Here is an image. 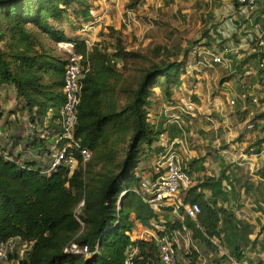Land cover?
I'll list each match as a JSON object with an SVG mask.
<instances>
[{"label": "trees", "instance_id": "obj_1", "mask_svg": "<svg viewBox=\"0 0 264 264\" xmlns=\"http://www.w3.org/2000/svg\"><path fill=\"white\" fill-rule=\"evenodd\" d=\"M90 1L0 0V244L11 240L16 247L5 264L13 260L16 264H128L130 248L136 250L130 264H161L154 241L131 239L134 232L150 229L152 223L164 227V232H156L159 237L170 238L183 227L188 230L193 244L185 256L188 264H197L198 259H205L206 264H229V259L264 264L249 258L264 253V239L253 238L254 226L233 213L241 208L244 196L264 214V165L249 173L244 162H228L220 156L227 146L213 149L217 174H203L181 190L185 205L199 207L194 219L182 222L168 220L167 215L161 222L159 213L136 194L144 176L153 178L151 160L163 132L164 120L155 125L149 119L156 91L163 101L171 102L182 76L189 73L190 56L196 48L181 53L177 43H172V49L156 47L159 61L136 70L137 77L127 81L123 77L126 65L144 57L128 51L121 32L112 27L107 28L108 38L114 41L111 48L101 43L87 47L80 31L91 19ZM142 1L127 0V8L137 11ZM232 2L237 10L238 4ZM246 24L243 21L231 28ZM202 36L203 45L198 41L193 45L222 49L218 35L206 30ZM239 36L233 34L230 39L237 44ZM48 42L70 44L83 68L74 136L91 152V159L71 175L61 165L50 170L70 54L56 53ZM233 66L238 75L246 72L248 77V86L241 87L248 95L240 91L238 99L253 105L257 96L249 92L256 86L264 91V49L253 46L241 65L233 62ZM254 68L256 75L251 74ZM3 90L15 96L16 110L26 114L28 126L14 110L5 111ZM234 102L236 116L249 114L246 124L257 133L245 153L258 156L264 144V114L252 113L239 100ZM174 129L170 127L169 132ZM204 160H190L189 173L185 164L188 179L191 171L205 173ZM80 203L83 206L77 211ZM178 213L182 215V209ZM71 243L87 246L89 255L71 253ZM24 247L25 254L19 258L18 251Z\"/></svg>", "mask_w": 264, "mask_h": 264}, {"label": "rangeland", "instance_id": "obj_2", "mask_svg": "<svg viewBox=\"0 0 264 264\" xmlns=\"http://www.w3.org/2000/svg\"><path fill=\"white\" fill-rule=\"evenodd\" d=\"M230 2L231 0H143L139 4L137 11H132L127 8V0H106L103 6L98 7L93 4L94 1H90L94 11V17L90 19L89 22L93 23L94 29L85 32L83 38L91 45L94 43H101L103 48L107 49L111 48L114 43L113 39L108 38L107 28L112 27L120 31L127 50L140 53L144 57V60H138L126 65L125 70H123L124 79L130 81L137 77L138 73L136 70L142 67L147 68L151 62L159 61L161 57H157L154 52L156 47L165 45L170 46L169 49H172V43H177L180 45L179 49L182 53L184 49L192 48V46L199 48V45H203L205 42L202 36L204 31L212 29L211 31L215 33L217 29L220 30L221 24L224 21V19H221L220 13H223L222 11H224V13L226 12L223 5L224 3L227 4ZM95 12L97 14H95ZM127 12L133 13V18L136 23L132 22L129 25L123 23V21L126 20ZM96 19L98 22H94ZM101 33H104V35L102 36ZM171 38H173V42L169 43ZM222 39L224 40L222 43L226 44V47H228L229 44H234V41L227 38L226 35H224ZM195 41L200 42V44L193 45ZM215 46L212 45L208 47L211 48ZM59 50H64L65 53L70 51L72 52L71 54H73L72 47H67L64 44L61 46L57 45V51ZM195 57L192 51L189 73L186 76H182L184 84L181 86L180 92L185 100L191 101L197 107L202 108L200 113L209 111L211 121L205 120L206 117H209L206 116L207 114H200L201 118H203V122L197 126L201 127V129H190L192 131V136L188 135V129L184 126L185 132L187 133L186 140L189 149L191 147L190 141L196 138L195 135H201L205 138L204 134H207V139H212L214 137L212 129H214V126L219 125V120L216 116L218 108L219 110L221 109L224 116L229 119L226 123L220 124L221 126H217L220 129L218 137L223 140L222 146L225 145L228 147V150H230L228 154H225L226 160L228 162H232V160L236 162L248 161L249 155L245 153V149L248 146L247 143L244 146H238L236 140L238 138L246 140L252 136V131H245V134L242 132L246 128L249 114L243 118H238L236 116V102L234 106H230L229 101L232 99L239 100L242 107H247L252 113L259 112L264 114V91H261L257 86L253 91H250L249 95H256L258 97V102L253 105L250 103V105L247 106V101L244 102L238 99L240 91L248 95L246 90H241V87L246 88L248 86L247 73H242V76H240L233 66V62L241 65L243 58L235 60V55L225 56L227 62L226 66L211 69L198 65ZM251 74L256 75L257 70L254 68ZM237 86H239V88ZM195 92L204 96L197 97ZM176 102V100H171V102L163 101L159 90H157L152 101L154 106H152L150 110V121L155 125H162V120L165 121V116L160 117V113H162L165 108L175 105ZM9 108L18 109L16 101L12 102L6 109ZM172 112H175V110ZM169 113H167V115H169ZM233 115L236 117L232 119L231 117H233ZM17 118L25 127L28 126L26 114L19 112ZM9 119L11 118L9 117ZM170 133L174 137L177 136L179 132L174 129ZM246 134L248 135L244 136ZM232 146L234 148H231ZM189 162L186 166L188 173L190 170L188 167ZM248 162L251 165L245 167H249V173H254L258 169L255 167L256 162L254 160H249ZM203 167L208 173L216 171L215 165L212 166V164L206 160H204ZM146 171H149L148 166L144 171L145 174H148ZM190 175L189 185H191L193 181H196L201 173L191 171ZM145 177L146 176H144V178ZM254 180L257 182L259 181L258 178ZM182 193H184V191H181L179 196L183 200ZM242 199L241 208L236 207L233 213L239 216L245 223H251V225L254 226L253 238L264 237V214L262 211L256 210L252 200L244 196ZM166 215L168 220L177 219L176 215L173 213L171 214L169 212ZM178 244V261L181 264H188L189 261L185 256L193 244L191 243L188 245L184 238Z\"/></svg>", "mask_w": 264, "mask_h": 264}, {"label": "built area", "instance_id": "obj_3", "mask_svg": "<svg viewBox=\"0 0 264 264\" xmlns=\"http://www.w3.org/2000/svg\"><path fill=\"white\" fill-rule=\"evenodd\" d=\"M238 4V9L243 14L244 21L247 22L246 26L241 28H231L229 31L224 30L226 36L230 38L231 35L237 34L239 41L249 46L264 49V25L253 21L252 17L256 10L258 0H231L230 3L225 5V10L228 13L236 11L233 2ZM136 23L133 18L132 12L126 13V20L123 21L126 25ZM212 30V29H211ZM213 33L214 31H211ZM223 31V33H224ZM246 32V34H245ZM87 47L92 45L86 41ZM73 49V48H72ZM240 45H228L218 49L215 47H199L193 50L196 56V63L206 68L214 69L215 67H224L227 62L225 56L235 55V59L243 58L240 52ZM68 58V63L64 72V104L59 111V125L60 132L58 133L55 144L52 146L54 153V160L50 170L56 169L58 166L67 168L69 175L78 167H85L86 163L91 159V152L82 147L80 140L75 138L74 130L77 125V106L80 102L83 78V68L80 65L81 57L71 54ZM263 65L260 64V68ZM88 68V66H87ZM86 71V70H85ZM252 102L257 104V97H253ZM178 103H182L178 104ZM175 103V105L165 108L160 117L165 116L163 124V132L159 135L158 151L153 154L151 160V179L142 178L140 187L135 191L141 200L150 207L154 212L159 213L160 221L167 213H173L177 219L182 222L184 218L194 219L199 213V207L196 204L185 205L180 198L179 193L181 190L189 186L188 175L185 172V164L193 159L189 150V145L186 140V132L182 121V115L187 114L191 118H195L197 114V106L191 101H183ZM230 106H234L235 102L232 99L229 101ZM175 110V112H172ZM170 112V113H169ZM169 113V115H167ZM175 126L179 132L177 136H172L169 132L170 127ZM256 155H250L249 158H255ZM83 203L77 207V211L81 209ZM182 209V215L178 211ZM162 222V221H161ZM156 232H164V227L160 224L152 223L151 228H140L131 236L133 241L147 240L156 243L157 254L161 264H180L178 261L177 249L179 244L184 238L187 244L190 245V235L186 228L180 231H174L171 237H159ZM184 242V241H183ZM216 246L217 241H212ZM15 243L8 241L0 244V264H5L9 256L13 255L15 250ZM220 249V247H218ZM26 247L18 251V257L21 258L25 254ZM197 251L196 248H194ZM71 253L87 256L89 250L87 246H80L77 243H71L68 247ZM221 255L225 251L220 249ZM136 250L130 248L128 251L127 263L130 264L134 258ZM190 254V250L187 251ZM17 260H13L16 264ZM199 264H206L205 259L199 260ZM229 264H243L241 262L229 259Z\"/></svg>", "mask_w": 264, "mask_h": 264}, {"label": "crops", "instance_id": "obj_4", "mask_svg": "<svg viewBox=\"0 0 264 264\" xmlns=\"http://www.w3.org/2000/svg\"><path fill=\"white\" fill-rule=\"evenodd\" d=\"M93 1H94L93 4H95V6H97V7L98 6H103L105 4V2H106V0H93ZM225 5H226V3H224L223 7H225ZM224 10H225V8H224ZM222 12L223 13H220L221 14L220 17H221V19H224V21L221 24L220 30L217 29L216 32H215L216 34L215 33H212V34L218 35V38H217L218 41H217V43L218 42H224V40L222 38H223L224 35H226V33L224 31L225 29H226V31L227 30L229 31L231 29V27H233L235 25H240L244 21V18H243L244 16L240 12L239 9H237L233 13H228L227 11L225 13H224V11H222ZM93 14H94L93 7H91V10H90V17H91V19L94 17ZM95 14H97V13L95 12ZM252 19H253V21L258 22V23L264 25V0H258L257 1L256 10H255V13H254ZM94 22H98V20L96 19V20H94ZM245 26L247 27V24ZM91 29H94L93 23L87 22L86 24H84L83 29L80 31V34L82 36H84L83 34L85 32L90 31ZM223 31H224V33H223ZM48 44L51 45L53 48L56 49L55 50L56 53L60 54V52L61 53L64 52V50H62V51L59 50L60 52L57 51V45H55L53 43H49V42H48ZM59 45L61 46L63 44H58V46ZM64 45H66L67 47H72L70 44H64ZM229 45H231V44H229ZM235 45H240V47H241L240 52L243 54L242 55L243 58L246 57L250 53V51H251V48L249 49V46L248 45H245V44L241 43L240 41L237 44H235ZM226 46H227L226 44H223L222 43V46L221 47L223 48V47H226ZM217 48H219V47H217ZM68 53H70V51ZM245 67H247L246 69H249V64L248 65H245ZM183 84H184V81H182L181 86H183ZM181 86L178 89L175 90V92H174V94H173V96L171 98L172 101L173 100H176L177 101L176 103L183 102V101H187V100L184 99L183 95L180 92L181 91ZM2 93L5 94V96L3 97L4 99L2 100V106L5 109V111L14 110V112L18 113L17 110H16V108L6 109L7 107H9V105H11L12 102H15L16 101L15 96L11 92H9V91L7 92L5 90H3ZM195 93H196V96L197 97H200V96L203 97L204 96V95L199 94L198 92H195ZM178 104H181L182 105V103H178ZM208 104H210V103H208ZM201 109L202 108L197 107L196 117L195 118H192V119L187 114L182 115V121H183L184 126H186L187 129H188V135L189 136L190 135L192 136V131L190 129H192V130L193 129H197V130H200L201 129V127L197 126V125L201 124V122H203V118H201V115L200 114H207L206 116H209V117H206L205 120L211 121V119H210L211 116H210L209 111H204V112L200 113ZM216 112H217L216 113V116L218 117V120H219V125H217V126H221L220 124H224V123H226L229 120L227 117L224 116V114L222 113V110L221 109L219 110L217 108V111ZM18 115H19V113L17 114V116ZM10 118H12V117H10ZM231 118L233 119L235 117L233 116ZM217 126H214L213 127L214 129H212V132L214 133V137L212 139H207L206 138V135L207 134H204L205 138L202 137L201 135L200 136L195 135L196 138L194 140H191L190 141L191 142V144H190L191 147H190L189 150H190L191 155L193 156V158L198 159V158H202V157L204 158L205 157V160L207 162H210L212 164V166L215 165V154H213V149L218 150L221 147L222 143H223L222 142L223 140L218 137V134H219V130L220 129ZM245 131H252V133H251L252 136L250 138H247L246 140L245 139L244 140L242 139V140H239V141H238L239 138L237 137L238 139L236 140V142H237V145L238 146H244L246 143H247V145H249L250 142H251V140L257 134L255 131H253V129L251 127H248L247 125H246V128L244 129V131H242V132L245 134ZM210 133H211V131H210ZM247 135L248 134H246L244 136H247ZM245 141H249V142H245ZM231 148H234V147L232 146ZM227 150H228V147L225 150H223L221 152V154H220V156L222 158H224V159H226L225 158V154H228L230 152V150H228V151ZM247 160L248 161L249 160H254L256 162L255 163V167L256 168H259L260 166L264 165V144L262 146L261 153L258 156H256L254 159H252V158L250 159L249 158ZM248 161H239V162H244V164L246 166L247 165L250 166L251 164ZM232 162H236V161H233L232 160ZM215 170H216V168H215ZM203 174H206L208 176H216L217 172L214 171V172H209L208 173V172L205 171V173H202L201 172V175L200 176H202ZM200 176H198V177H200ZM256 178L257 177H254V179H256ZM254 179H252V181L253 182H257ZM242 198H243V196H241V200H243ZM263 239H264V237H260L259 238V241L262 242ZM249 258H252L254 260L260 259L261 261L264 262V253H260V254H256V255H249ZM198 260H200V259H198Z\"/></svg>", "mask_w": 264, "mask_h": 264}]
</instances>
